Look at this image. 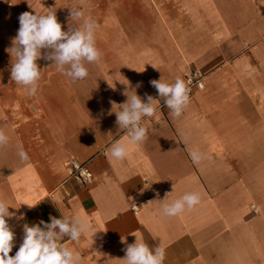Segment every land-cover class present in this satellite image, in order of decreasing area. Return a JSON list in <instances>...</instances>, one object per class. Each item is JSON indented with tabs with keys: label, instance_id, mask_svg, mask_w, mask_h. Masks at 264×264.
Instances as JSON below:
<instances>
[{
	"label": "crops",
	"instance_id": "0c3cea01",
	"mask_svg": "<svg viewBox=\"0 0 264 264\" xmlns=\"http://www.w3.org/2000/svg\"><path fill=\"white\" fill-rule=\"evenodd\" d=\"M69 7L99 25L102 57L86 64L83 81L40 59L37 94L28 96L0 50V130L9 137L0 147V199L15 213L9 255L25 224L78 213L97 232L78 244L64 239L81 264H123L121 236L162 246L163 264H264V0H72ZM62 11L63 26L83 23ZM192 70L204 74L203 87H191L181 117L158 101L141 121L147 140L124 161L112 158L111 145L126 134L110 101L119 110L138 82L144 102L145 93L159 100L149 81L186 82ZM192 150L204 154L200 164ZM71 159L85 164L90 184L68 176ZM187 192H199L201 203L176 217L161 214L156 193L170 202Z\"/></svg>",
	"mask_w": 264,
	"mask_h": 264
},
{
	"label": "clouds",
	"instance_id": "9594fccd",
	"mask_svg": "<svg viewBox=\"0 0 264 264\" xmlns=\"http://www.w3.org/2000/svg\"><path fill=\"white\" fill-rule=\"evenodd\" d=\"M29 7L32 8L30 4ZM69 9L70 21L83 20V23L76 28L69 26L67 31L62 30L55 12H23L18 17L17 34L6 51L12 57L11 80L23 86L28 96L37 94L38 82L41 79L38 60L52 62L59 73L75 83L89 76L86 64L97 63L102 57L101 51L96 47L95 38L99 25L93 19L84 18V13L77 7ZM149 83L157 90L159 100L145 93L144 102L135 90L142 86V82H138L135 88H131V94L129 88L123 92L127 99L118 105L119 110L114 111L113 108L117 104L110 101L116 124L120 130L126 132L125 140L113 143L110 148L111 157L117 161H124L130 148L138 147L147 140L148 130L142 126L141 121L142 118L154 116L158 101L163 100L173 118L181 117L190 104L191 89L182 78L176 77L173 83L163 82L162 78L151 80ZM128 84L127 81L125 85ZM8 143L9 137L0 130V147ZM17 155L21 162L29 159L23 148L19 149ZM189 156L194 164H200L205 158L199 150L190 151ZM168 195L166 193V198L161 201L159 193H156L157 201L162 202L161 214L169 218L191 211L201 203L199 192H187L177 199L164 202L167 201ZM9 207L4 199H0V264H81L80 254L66 246L63 241L67 238L78 244L82 236L93 238L97 232L87 218L77 213L71 216L62 215L61 218L50 216V222L41 220L39 224L32 226L25 224L23 242L12 256L9 253L14 247L15 234L8 224V219L15 213L10 212ZM32 207L34 206H29ZM23 218L21 214L19 219ZM135 237V242L128 244L126 238L121 236V243L126 245L123 249L125 257L121 259L123 264H163L165 249L162 246L150 248L147 243Z\"/></svg>",
	"mask_w": 264,
	"mask_h": 264
},
{
	"label": "rangeland",
	"instance_id": "374dc122",
	"mask_svg": "<svg viewBox=\"0 0 264 264\" xmlns=\"http://www.w3.org/2000/svg\"><path fill=\"white\" fill-rule=\"evenodd\" d=\"M29 4L33 9L29 7ZM71 4L72 0H0V50L3 51L11 47L12 38L16 36L19 28L18 17L21 13L47 14L55 12L58 18V15L60 16L64 12L62 9L71 8L69 7ZM66 20H68L67 17ZM69 26L73 27L66 21L65 25H62V30L67 31Z\"/></svg>",
	"mask_w": 264,
	"mask_h": 264
},
{
	"label": "built area",
	"instance_id": "2783aa9c",
	"mask_svg": "<svg viewBox=\"0 0 264 264\" xmlns=\"http://www.w3.org/2000/svg\"><path fill=\"white\" fill-rule=\"evenodd\" d=\"M203 78H204V74L200 70H192L188 75V77L186 78V83L188 84L190 89L191 87L202 89ZM122 131L124 134H126L125 130ZM66 170L68 176L71 177L75 182H77L80 185H87L92 182V174L83 163H79L78 161L71 159L68 162V166Z\"/></svg>",
	"mask_w": 264,
	"mask_h": 264
}]
</instances>
